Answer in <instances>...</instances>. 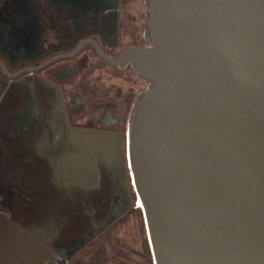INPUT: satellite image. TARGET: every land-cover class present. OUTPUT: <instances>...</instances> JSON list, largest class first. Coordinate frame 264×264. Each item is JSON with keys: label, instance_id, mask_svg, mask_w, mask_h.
I'll return each instance as SVG.
<instances>
[{"label": "water", "instance_id": "95a60500", "mask_svg": "<svg viewBox=\"0 0 264 264\" xmlns=\"http://www.w3.org/2000/svg\"><path fill=\"white\" fill-rule=\"evenodd\" d=\"M145 1L149 44L117 61L149 85L119 136L154 262L264 264V0Z\"/></svg>", "mask_w": 264, "mask_h": 264}, {"label": "flooded vegetation", "instance_id": "af4514ba", "mask_svg": "<svg viewBox=\"0 0 264 264\" xmlns=\"http://www.w3.org/2000/svg\"><path fill=\"white\" fill-rule=\"evenodd\" d=\"M130 1L0 0V212L34 225L67 264L144 254L119 136L149 85L117 61L149 44L145 0L135 12Z\"/></svg>", "mask_w": 264, "mask_h": 264}, {"label": "crops", "instance_id": "0c3cea01", "mask_svg": "<svg viewBox=\"0 0 264 264\" xmlns=\"http://www.w3.org/2000/svg\"><path fill=\"white\" fill-rule=\"evenodd\" d=\"M31 227L35 226L21 224L12 219L9 213L0 212V264L57 263L58 254L52 255L49 253L48 248L41 245V242L35 238L37 236L31 234L34 232L40 236V234ZM46 231L48 230L44 229V232ZM51 231H53L54 236V229ZM50 241L48 242L51 247L56 249L55 245Z\"/></svg>", "mask_w": 264, "mask_h": 264}, {"label": "trees", "instance_id": "16d2710c", "mask_svg": "<svg viewBox=\"0 0 264 264\" xmlns=\"http://www.w3.org/2000/svg\"><path fill=\"white\" fill-rule=\"evenodd\" d=\"M127 126L125 131L127 130ZM139 210L143 214L141 206L139 207ZM0 211L8 212L7 207L3 203H1V197H0ZM153 262H154V257L151 251V247L149 245V240L147 239V237H144V254L142 255L139 262L136 264H154ZM56 264H67V261H57Z\"/></svg>", "mask_w": 264, "mask_h": 264}, {"label": "rangeland", "instance_id": "374dc122", "mask_svg": "<svg viewBox=\"0 0 264 264\" xmlns=\"http://www.w3.org/2000/svg\"><path fill=\"white\" fill-rule=\"evenodd\" d=\"M128 8L129 10L135 12L137 9L140 8V4L138 2V0H131L130 1V4L128 5ZM144 8L146 9V1H144V4L142 6V9L144 10ZM145 12V11H144ZM142 212H143V219H144V237H147V239L149 240V236H148V231H147V227H146V221H145V217H144V211H143V208H142ZM149 245L151 247V244H150V240H149ZM151 251H152V248H151ZM153 254V252H152ZM128 257L130 258L131 262L132 263H129V264H133L135 261H137V263L139 262V260L141 259L139 257V254L138 255H135V254H132V253H129ZM155 264V262H153Z\"/></svg>", "mask_w": 264, "mask_h": 264}, {"label": "bare ground", "instance_id": "6f19581e", "mask_svg": "<svg viewBox=\"0 0 264 264\" xmlns=\"http://www.w3.org/2000/svg\"><path fill=\"white\" fill-rule=\"evenodd\" d=\"M138 203L142 206V202L139 200V198H138Z\"/></svg>", "mask_w": 264, "mask_h": 264}]
</instances>
